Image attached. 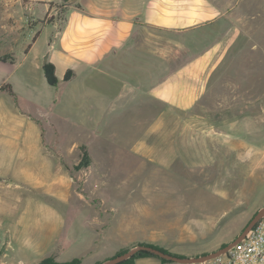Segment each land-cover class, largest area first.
<instances>
[{
    "label": "rangeland",
    "instance_id": "1",
    "mask_svg": "<svg viewBox=\"0 0 264 264\" xmlns=\"http://www.w3.org/2000/svg\"><path fill=\"white\" fill-rule=\"evenodd\" d=\"M220 1L228 3L226 39H216L210 28L192 30L191 48L135 21L138 45L172 65L201 62L207 68L185 71L178 100L139 101L138 113L105 130L88 131L81 122L58 118L53 107L30 106L0 86V264L56 263L59 256L101 264L138 244L199 257L244 231L264 207V0ZM68 3L56 4L54 12L61 16ZM25 11L24 23L34 25ZM14 39L0 37V47L12 48ZM0 56L12 55L2 50ZM6 69L0 67V81ZM196 74L203 81L194 82ZM27 80L44 102L55 95L42 87L39 73ZM96 90L111 93L106 82ZM166 107L180 116L174 118L179 125L174 134H156L167 149L148 159L131 147L146 141L139 129L151 119L144 112ZM122 108L112 105L111 117ZM164 154L165 166L158 158ZM146 222L158 226L147 231L153 232L147 243L121 244L125 233L142 236ZM136 261L178 264L158 257Z\"/></svg>",
    "mask_w": 264,
    "mask_h": 264
},
{
    "label": "crops",
    "instance_id": "2",
    "mask_svg": "<svg viewBox=\"0 0 264 264\" xmlns=\"http://www.w3.org/2000/svg\"><path fill=\"white\" fill-rule=\"evenodd\" d=\"M61 1L0 0V37L4 40L15 38L16 44L11 48L8 42L9 45L0 47V52L9 50L12 55L8 59L0 56V67L8 71L0 86H9L17 99L30 106L39 109L53 107L58 118L81 122L88 131L105 130L115 119L133 117V113H138L139 101L166 103L178 100L181 85L186 80L185 71L207 68V64L201 62L172 65L154 49L138 45L133 30L135 21H140L144 27L172 34L189 48L194 46L189 35L192 30L210 28L216 32V39L227 37L223 28L227 21L224 10L228 3L220 0H70L58 16L54 10ZM25 10L35 20L34 25L26 26L24 23ZM50 17L53 18L51 23H42ZM17 31L20 33L16 36ZM227 39L229 41V37ZM224 43L222 40L219 44L224 46ZM45 57L59 80L56 88L49 86L44 77ZM26 65L27 68L32 66L33 71ZM68 71L73 74L64 82ZM37 73L43 78L42 87L55 91L48 103L27 80L35 79ZM193 79L201 82L203 74L200 79L197 74ZM105 82L109 83L110 94L96 90ZM106 99L107 102L104 101ZM127 102L132 104L130 110ZM114 104L123 108L117 117L112 118L110 111L114 110L110 107ZM169 107L157 114L144 112V117L151 119L144 121L139 129L146 141L142 146L137 142L132 150L143 149L142 154L149 159L156 157V150L167 149L156 142L155 136L161 132L165 135L168 131L174 134L171 129L178 123L174 118L180 116ZM202 139L200 137V146H204ZM171 141L170 144L174 145L175 139ZM164 156L158 158H162L160 164L165 166ZM143 226L142 236L125 233L121 244L147 243L153 237V232L147 231H154L158 226L153 222L150 226L147 222ZM72 258L59 256L55 262L65 263ZM134 264L140 263L136 261Z\"/></svg>",
    "mask_w": 264,
    "mask_h": 264
},
{
    "label": "built area",
    "instance_id": "3",
    "mask_svg": "<svg viewBox=\"0 0 264 264\" xmlns=\"http://www.w3.org/2000/svg\"><path fill=\"white\" fill-rule=\"evenodd\" d=\"M199 264H264V215L227 252Z\"/></svg>",
    "mask_w": 264,
    "mask_h": 264
},
{
    "label": "water",
    "instance_id": "4",
    "mask_svg": "<svg viewBox=\"0 0 264 264\" xmlns=\"http://www.w3.org/2000/svg\"><path fill=\"white\" fill-rule=\"evenodd\" d=\"M46 64V57L43 60V65ZM264 215V207L253 217V219L250 221V223L247 225V227L244 229V231L230 244L226 245L223 248H220L212 253L206 254V255H202L199 257H177L168 253H165L159 249L150 247V246H145V245H136L134 247H132L131 249H129L128 251H126L125 253H122L120 255H117L111 259H108L106 261H104L101 264H118L120 262H123L127 259H129L130 257H132L133 255H135L137 252L140 251H145L148 253H151L161 259H164L166 261H171V262H175L178 264H199L201 262L207 261V260H211L214 259L222 254H224L225 252H227L234 244H236L241 238L242 236L254 225V223Z\"/></svg>",
    "mask_w": 264,
    "mask_h": 264
},
{
    "label": "trees",
    "instance_id": "5",
    "mask_svg": "<svg viewBox=\"0 0 264 264\" xmlns=\"http://www.w3.org/2000/svg\"><path fill=\"white\" fill-rule=\"evenodd\" d=\"M49 6L51 7L52 4H49ZM52 20H53V18L50 17V18L47 19V20H43L42 23H48V24H49V23L52 22ZM0 60H2V59L0 58ZM42 69H43L44 77H45V79H46L47 84H48L49 86H51V87L56 88V87L58 86V84H59V80H58V79L55 77V75H54V68H53V66H52L51 64H49V63H46L45 65H43ZM71 73H72L71 71H68V72L65 74V76H64V78H63V81H64V82H66V81H68V80L70 79V77H71ZM138 245L150 246V247H153V248L159 249V250H161V251H163V252H165V253H168V252H166L165 250H163L162 248H157V247L152 246V245H149V244H138ZM225 246H226V245L222 246L221 248H223V247H225ZM126 251H128V250H126ZM126 251H124V250L118 251L113 257H115V256H117V255H120V254H122V253H125ZM168 254H170V253H168ZM171 255H174V254H171ZM174 256H176V255H174ZM113 257H112V258H113ZM146 257H157V256H155V255H153V254H151V253L145 252V251H140V252H137V253H136L135 255H133L132 257H130L129 259H127V260H125V261H123V262H120V263H118V264H133V261H135V260H137V259H141V258H146ZM177 257H178V256H177ZM158 258H159V257H158ZM110 259H111V258H110ZM160 260H162L163 262L171 263V261H166V260L161 259V258H160ZM40 264H79V260H77V259H73V260L68 261V262H65V263H53L51 260L46 259V260H44V261H43L42 263H40Z\"/></svg>",
    "mask_w": 264,
    "mask_h": 264
}]
</instances>
